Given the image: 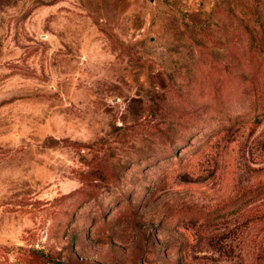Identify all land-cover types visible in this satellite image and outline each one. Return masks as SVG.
<instances>
[{"label":"rangeland","instance_id":"obj_1","mask_svg":"<svg viewBox=\"0 0 264 264\" xmlns=\"http://www.w3.org/2000/svg\"><path fill=\"white\" fill-rule=\"evenodd\" d=\"M264 0H0V264H264Z\"/></svg>","mask_w":264,"mask_h":264},{"label":"trees","instance_id":"obj_2","mask_svg":"<svg viewBox=\"0 0 264 264\" xmlns=\"http://www.w3.org/2000/svg\"><path fill=\"white\" fill-rule=\"evenodd\" d=\"M262 108V112L261 113H258L257 115H256V120H257V122H260L261 121V119H262V116L260 117L259 115H263L264 114V106H262L261 107Z\"/></svg>","mask_w":264,"mask_h":264}]
</instances>
